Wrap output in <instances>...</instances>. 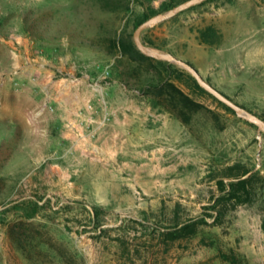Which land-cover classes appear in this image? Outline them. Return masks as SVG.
Returning <instances> with one entry per match:
<instances>
[{
	"label": "rangeland",
	"instance_id": "rangeland-1",
	"mask_svg": "<svg viewBox=\"0 0 264 264\" xmlns=\"http://www.w3.org/2000/svg\"><path fill=\"white\" fill-rule=\"evenodd\" d=\"M128 1L0 0V264H264V130L174 62L172 81L201 104L186 123L163 96L139 92L165 71L121 56L113 30L134 43L137 19L185 0ZM147 37L264 119V0H204L145 27ZM112 86L139 95L159 141L100 153ZM77 92L61 126L63 97ZM101 93L108 122L77 124L88 103L102 117ZM234 163L258 173L254 194L217 218V181Z\"/></svg>",
	"mask_w": 264,
	"mask_h": 264
},
{
	"label": "trees",
	"instance_id": "trees-1",
	"mask_svg": "<svg viewBox=\"0 0 264 264\" xmlns=\"http://www.w3.org/2000/svg\"><path fill=\"white\" fill-rule=\"evenodd\" d=\"M106 4L109 5L110 2L119 3L121 7L124 9L128 8V0H105ZM116 6V5H115ZM146 19V16L137 19L134 23L136 26L141 23L143 20ZM111 47L119 52V54L125 57L128 61H143L148 62L150 65L153 66H160L165 71V76H162V71L159 70L158 78L151 79L150 81H146L143 83L142 87L139 89V92L145 93L146 90L151 89L153 94L156 97H164L170 105L174 107H178V111L176 113L177 118L186 123L188 121L189 116L186 114V110H190L192 107L198 108L201 106L200 103L193 101L186 93H184L179 87L175 85L172 81V65L164 60L156 59L151 56H147L141 53L137 47L134 45L133 41L126 37L123 32H117V29L113 30V36L109 39ZM143 42L150 46H156V43L152 41L150 38H144ZM112 54V53H109ZM155 80V81H153ZM195 80V79H194ZM196 82V80H195ZM196 85L202 91L197 82ZM161 99H157L159 104L163 105V101ZM225 106V105H224ZM226 109L231 110L229 107L225 106ZM225 178H228V183L223 181V178H219L217 183L219 185V189L224 191L223 194L217 198V203L221 206L216 209V217L220 218L225 214L224 206L227 202L233 201L232 203H241L243 201L248 200L252 194H254V181L258 178V173L256 171H251L248 167L241 165L240 163H234L226 167L224 171ZM196 225L195 223L186 224L181 227V232L183 234H192L195 232ZM177 235H173V237H177ZM232 262H234L232 260ZM235 263V262H234Z\"/></svg>",
	"mask_w": 264,
	"mask_h": 264
},
{
	"label": "crops",
	"instance_id": "crops-1",
	"mask_svg": "<svg viewBox=\"0 0 264 264\" xmlns=\"http://www.w3.org/2000/svg\"><path fill=\"white\" fill-rule=\"evenodd\" d=\"M81 95L82 93L77 92L63 97L66 103L61 104L65 112V115L60 118L61 126L72 122V114L76 107L82 103ZM137 96L139 95H131L125 91L121 93L114 86L109 89L108 102L115 107L112 109L113 114L110 124L99 137L100 153L105 154L112 148L115 150L121 149L123 146L121 142H125L126 146L129 147L140 140H147L148 142L159 141L158 137L160 134L155 135L157 133L155 129H158V127L150 121L151 119H148L146 116L148 107ZM116 101L118 103H115ZM57 122L60 123L58 120ZM160 128L162 127L160 126ZM158 131L161 132L159 129Z\"/></svg>",
	"mask_w": 264,
	"mask_h": 264
},
{
	"label": "water",
	"instance_id": "water-1",
	"mask_svg": "<svg viewBox=\"0 0 264 264\" xmlns=\"http://www.w3.org/2000/svg\"><path fill=\"white\" fill-rule=\"evenodd\" d=\"M202 1H204V0H185V1H182V2L174 5L168 11H166L164 13L156 14V15L148 18V19H145L141 23H139L133 31V40H134L135 46L137 47V49L141 53H143L147 56H151V57H154V58L160 59V60L174 62V63H177V64L181 65L182 67L186 68L193 75V77L195 78L197 83L204 90H206L208 93H210L212 96H214L217 100H219L220 102L225 104L227 107L232 109L238 116L250 121L251 123L257 125L259 128L264 130V119H261L257 115L251 113L250 111L245 109L243 106H241L240 104L236 103L231 98H229L225 93H223L217 87L212 85L210 82L206 81L202 77V75L199 73V71L191 63H189L188 61H186L182 58L175 56L171 52H164V51L157 50L153 47H150V46L146 45L140 38V34L145 27L154 25L155 23H158V22H161L167 18H170L173 15H175L176 13H178L179 11L186 9L192 5L197 4V3H200Z\"/></svg>",
	"mask_w": 264,
	"mask_h": 264
},
{
	"label": "built area",
	"instance_id": "built-area-1",
	"mask_svg": "<svg viewBox=\"0 0 264 264\" xmlns=\"http://www.w3.org/2000/svg\"><path fill=\"white\" fill-rule=\"evenodd\" d=\"M96 66L99 67V64L97 63ZM107 68H108V66L106 65L103 68V70H102L103 73H107L108 72ZM102 75H103V78H105V75L104 74H102ZM96 87H98V88L101 87L102 88V86H99V85L96 86ZM100 100L104 103V112H103L102 117L99 120L96 121V119L93 118L94 107H93L92 103H88L85 106V113H86L85 117L82 116L83 115L82 114L81 115V119L79 120V123H77V124H79L80 126H85L87 124L88 125L89 124L90 125L91 124H95V129H97V128H100L101 126L105 125L108 122V120L110 119V115H109V110H107V104H106V101H105L104 93L100 94Z\"/></svg>",
	"mask_w": 264,
	"mask_h": 264
}]
</instances>
